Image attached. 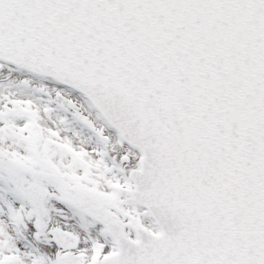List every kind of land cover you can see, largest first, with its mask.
I'll return each instance as SVG.
<instances>
[{
    "label": "snow or ice",
    "instance_id": "6c2138e0",
    "mask_svg": "<svg viewBox=\"0 0 264 264\" xmlns=\"http://www.w3.org/2000/svg\"><path fill=\"white\" fill-rule=\"evenodd\" d=\"M0 264H264V0H0Z\"/></svg>",
    "mask_w": 264,
    "mask_h": 264
}]
</instances>
